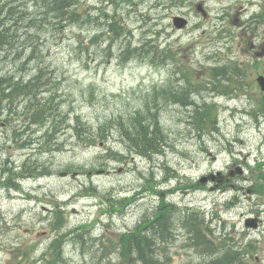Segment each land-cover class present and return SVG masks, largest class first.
I'll use <instances>...</instances> for the list:
<instances>
[{
  "label": "rangeland",
  "instance_id": "rangeland-1",
  "mask_svg": "<svg viewBox=\"0 0 264 264\" xmlns=\"http://www.w3.org/2000/svg\"><path fill=\"white\" fill-rule=\"evenodd\" d=\"M78 1L79 10L88 11L82 21H61L55 16L54 22L34 19L19 9L21 16L16 14L13 18L8 43L0 47V77L15 75L27 81L37 75L41 79L38 95L50 98L55 111L47 125L37 124L25 131L19 127L22 121L18 115L22 119V114H0V264H44L43 253L57 233L67 235L64 258L53 264H133L130 258L124 260L120 256L119 249L106 256L102 253L111 246L117 232L136 227L144 217L157 211L161 199L149 191L147 179L160 191L168 165L176 169L178 176L182 170L197 175L206 169L200 162L211 161L206 150L218 149L220 159L225 157L226 151L219 145L227 137L225 131L237 128L233 110L247 106L246 99L215 98L212 91L201 90L194 98L199 102L216 101L222 132L212 134L210 128L198 136L190 117L191 106L172 103L164 96L159 99L161 88L172 85L176 67L167 58L152 60L142 46L146 38L154 39L153 44L159 48L170 47L177 52L182 66L197 80L206 77L209 64L242 57L239 39L218 40L212 28L215 20L196 16L192 9L196 0H177L174 5H168L167 0ZM25 4L28 13L34 11L32 0ZM208 6L211 13V0ZM104 12L124 23L126 29L117 38L114 29L104 24ZM176 13L188 16L189 28L176 30L170 26L171 15ZM200 18L202 24L197 28ZM56 21L60 22L54 24ZM128 46L132 50L125 51ZM157 99L158 117L168 145L164 152L152 157L135 154L123 140L118 122L131 118L135 111ZM37 102L38 98L33 104ZM76 117L93 134V144L77 137ZM56 119L59 128L54 138L57 136L58 148L48 142L46 135L41 138ZM105 124L102 138L99 127ZM247 132L245 151L251 150L252 161L264 158V153L253 150L257 136L253 132L249 135V129ZM22 140L27 143L20 145ZM108 148L123 153L125 158L106 155ZM36 159L52 174H29L19 180L20 190L2 183L3 170H19L24 163L33 164ZM54 202L64 209L65 221L58 229L51 226ZM89 221L94 225L90 226ZM84 222L88 226L83 236L88 240L81 244L68 231ZM24 251L27 256L21 259ZM154 258L161 264L160 254Z\"/></svg>",
  "mask_w": 264,
  "mask_h": 264
},
{
  "label": "flooded vegetation",
  "instance_id": "flooded-vegetation-1",
  "mask_svg": "<svg viewBox=\"0 0 264 264\" xmlns=\"http://www.w3.org/2000/svg\"><path fill=\"white\" fill-rule=\"evenodd\" d=\"M211 1L215 33L227 18V36L241 44L242 64L229 69L227 88L247 106L239 110L237 128L225 131L222 160L210 152L206 171L184 172L174 185L168 179L164 226L147 228L146 244L151 255L157 247L162 264H264V161L251 162V150L245 151L249 129L257 136L253 150L264 152V89L257 84V75L264 76V0ZM198 4L209 7L208 0Z\"/></svg>",
  "mask_w": 264,
  "mask_h": 264
},
{
  "label": "trees",
  "instance_id": "trees-1",
  "mask_svg": "<svg viewBox=\"0 0 264 264\" xmlns=\"http://www.w3.org/2000/svg\"><path fill=\"white\" fill-rule=\"evenodd\" d=\"M66 6H69V3H67ZM32 13H28V11L25 12L26 15ZM51 13H53V15H51ZM17 14L21 16V12L19 10L17 11ZM104 14L105 16L107 15L105 12ZM32 15H34V19H36V17H39L42 20H50L52 22L54 21V19H52L53 16L60 19L68 17V21L71 22L83 20V18H80L81 13L78 10L76 11V9H72L71 11H67L65 7L53 6L51 0H44L40 7L37 9L36 14L33 13ZM111 18L113 21H111L109 24L112 23V28L115 30L112 31L115 32L114 35L116 37L122 31L123 27L122 25H120V31H117L118 23L114 21V16H112ZM8 33L9 31L4 29V24L0 23V46L8 41V38H6L8 37ZM145 48L147 55H152V60H154L158 55H161L162 57L170 58L176 61V58L174 56L175 53L171 52L168 48H161L158 50L157 45L154 44L149 46V48ZM130 50H132V47L129 46L125 49V51ZM180 69L183 75V77H181L183 82L179 85L176 78V80L172 82V85L168 87H162V90L160 91H163V93L159 95V99L164 96L163 99H166L168 101L173 99L174 101H179L182 104H193L195 106V112L192 115V122L197 127L202 126L205 122H213V119L210 117V106L206 104H203V106H198L197 103L192 99V93L197 91V89H201L203 86H208L207 84H210L211 81L207 82V84H196L192 77L188 74L187 70L182 69L181 67ZM209 75L212 78H215L214 71H210ZM40 81L41 79H39L37 75H34L27 81L22 80L14 84L7 85L4 79L0 77V114L2 116L5 111L13 115L18 113L22 114V119H20L19 115L18 119L22 121L19 127H21L23 131L37 124L47 125V121L51 120V118H53L54 116L53 113L55 111L52 100L50 98H40L38 95L40 94ZM36 98H38V102L36 105H34L33 101ZM159 99L153 101L151 104H146L143 110L135 111V113L131 116L132 119H121L118 122L120 134L123 140L126 142L129 150L134 152L135 154L152 157L164 152V147L167 144V135L164 132L163 126L158 117V111L160 109ZM18 109H21V112H18ZM6 119H9V117H6ZM75 120L76 124L74 128L77 137L81 141L85 140V143L93 144L94 137L93 134L90 135L91 131L87 127L83 128L82 122H80L77 117ZM56 124L57 119L54 120L49 125V127L45 128L46 132L41 135V138L45 139L47 137L48 142L50 141L51 144L55 147H57L56 145H59L57 143L58 141H55L56 137L54 138L56 132L58 131L57 128H59L58 124ZM106 126L107 124L99 127L100 135L102 138H105V134L103 132ZM201 128L202 127H199V129ZM48 136L53 139H50ZM25 141L27 142V140ZM41 143L44 145V140ZM20 145H25V143L21 142ZM42 149L46 151L47 148L42 147ZM105 150H107L106 155L110 157L118 160H122V158H125L123 153L119 151H114L110 148ZM47 170L48 168L44 166L43 163H39L36 161L33 162V164L24 163L19 170H15L14 167H8L5 171L3 170L2 172L3 176L5 177V180H2V183L10 184V186L20 188V185H18L19 183L16 182L19 181V178L27 177L29 176V174L31 176H41L45 172H47ZM150 181V179H147L148 185H150ZM52 204L53 205L51 208V212L53 213V218L51 226L55 229H58L64 224L65 221L64 209L55 202ZM85 226V223H82L81 226L70 229V231L76 235L75 237H77L79 241L84 239L83 233L85 231ZM163 226V206L161 203L154 215L143 218L142 222L137 225L138 229L135 233L136 238H134L133 242L134 248H123L122 256H133V260L131 262L133 264H149L146 235H141V229L161 228ZM62 237V235H57V237H55L51 241L48 247V250L52 254L51 262L49 264H53L56 260L59 261V259H62L63 257ZM126 240L129 243V239ZM122 245H127V243H123ZM115 246V244H112L110 248L114 250ZM107 249L109 248L107 247L106 250L103 251V254L107 253ZM22 254H26V251H24Z\"/></svg>",
  "mask_w": 264,
  "mask_h": 264
},
{
  "label": "bare ground",
  "instance_id": "bare-ground-1",
  "mask_svg": "<svg viewBox=\"0 0 264 264\" xmlns=\"http://www.w3.org/2000/svg\"><path fill=\"white\" fill-rule=\"evenodd\" d=\"M1 78L4 79V81L6 82L7 85H8V84H14V83H16V82H19V81L24 80L23 77H16L15 75H9V76L2 75ZM34 161L39 162L37 159L34 160ZM51 174H52V170H50V169L48 168L47 172H45V173L43 174V176H44V175L47 176V175H51ZM15 188H17V187H15ZM17 189H18V188H17ZM158 239H159V238H158ZM138 243H140V242H138ZM138 243H137V244H138Z\"/></svg>",
  "mask_w": 264,
  "mask_h": 264
},
{
  "label": "water",
  "instance_id": "water-1",
  "mask_svg": "<svg viewBox=\"0 0 264 264\" xmlns=\"http://www.w3.org/2000/svg\"><path fill=\"white\" fill-rule=\"evenodd\" d=\"M174 23L177 27H182L185 24V19L179 16H176L174 17ZM258 80H259L260 85L264 87V79L262 77H259Z\"/></svg>",
  "mask_w": 264,
  "mask_h": 264
}]
</instances>
